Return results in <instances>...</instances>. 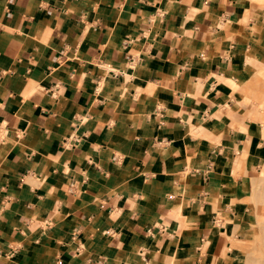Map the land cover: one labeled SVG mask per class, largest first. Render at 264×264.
<instances>
[{"label": "crops", "instance_id": "crops-1", "mask_svg": "<svg viewBox=\"0 0 264 264\" xmlns=\"http://www.w3.org/2000/svg\"><path fill=\"white\" fill-rule=\"evenodd\" d=\"M262 72L251 0H0V264H241Z\"/></svg>", "mask_w": 264, "mask_h": 264}, {"label": "rangeland", "instance_id": "rangeland-1", "mask_svg": "<svg viewBox=\"0 0 264 264\" xmlns=\"http://www.w3.org/2000/svg\"><path fill=\"white\" fill-rule=\"evenodd\" d=\"M264 8V0H251ZM264 81V72L260 73ZM263 94L257 101L264 110ZM250 210L249 225L246 240L243 244V254L239 255L241 264H264V176L262 173L254 180L250 198L248 199Z\"/></svg>", "mask_w": 264, "mask_h": 264}, {"label": "bare ground", "instance_id": "bare-ground-1", "mask_svg": "<svg viewBox=\"0 0 264 264\" xmlns=\"http://www.w3.org/2000/svg\"><path fill=\"white\" fill-rule=\"evenodd\" d=\"M260 72V71H259Z\"/></svg>", "mask_w": 264, "mask_h": 264}]
</instances>
